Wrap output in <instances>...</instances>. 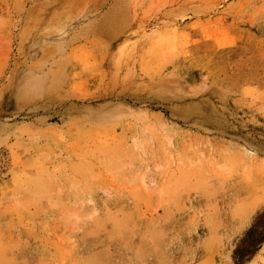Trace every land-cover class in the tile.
<instances>
[{
    "label": "rangeland",
    "instance_id": "obj_1",
    "mask_svg": "<svg viewBox=\"0 0 264 264\" xmlns=\"http://www.w3.org/2000/svg\"><path fill=\"white\" fill-rule=\"evenodd\" d=\"M0 264H264V0H0Z\"/></svg>",
    "mask_w": 264,
    "mask_h": 264
}]
</instances>
